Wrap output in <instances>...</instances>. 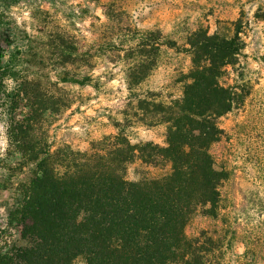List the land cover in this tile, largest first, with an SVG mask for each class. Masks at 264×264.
<instances>
[{"label": "rangeland", "instance_id": "374dc122", "mask_svg": "<svg viewBox=\"0 0 264 264\" xmlns=\"http://www.w3.org/2000/svg\"><path fill=\"white\" fill-rule=\"evenodd\" d=\"M237 21L245 48L222 82L245 97L219 119L223 135L211 147L226 180L213 214L198 209L185 232L211 262L264 264V0H0V53L4 61L12 54L19 81L35 91L31 101L16 104L0 97V229L13 187L29 179L34 167L22 157L24 144L9 134L14 118L21 135L30 130L39 143L31 146L90 149L93 141L119 132L125 110L134 112L137 100L126 80L134 53L127 48L141 33L158 29L162 39L177 42V48L161 49L157 67L136 90L169 103L182 96L192 67L188 37L205 29L230 38ZM5 83L16 86L11 79ZM124 128L133 144L166 145L165 124ZM169 172L168 165L137 158L127 176L141 180ZM76 264L86 262L79 258Z\"/></svg>", "mask_w": 264, "mask_h": 264}, {"label": "trees", "instance_id": "16d2710c", "mask_svg": "<svg viewBox=\"0 0 264 264\" xmlns=\"http://www.w3.org/2000/svg\"><path fill=\"white\" fill-rule=\"evenodd\" d=\"M235 26L230 38L205 29L188 37L192 67L182 96L169 103L152 91L141 97L136 90L157 67L161 49L177 48V42L162 39L158 29L149 36L141 33L127 48L134 53L126 71L137 100L134 112L125 110L119 132L93 141L90 149L31 146L39 143L30 130L21 135L20 121L13 119L9 134L24 144L22 157L34 167L5 204L0 264H76L79 258L86 264H216L197 240L188 239L185 229L198 209L211 208L213 214L226 180L211 147L223 135L219 119L245 97L238 87L222 82L245 48L242 22ZM9 57L4 61L0 53V97L13 104L31 101L35 91L28 81H19ZM7 79L15 81L13 89L7 88ZM134 123L165 124L166 145L133 144L124 127ZM137 158L168 165L170 172L130 180L128 165Z\"/></svg>", "mask_w": 264, "mask_h": 264}]
</instances>
